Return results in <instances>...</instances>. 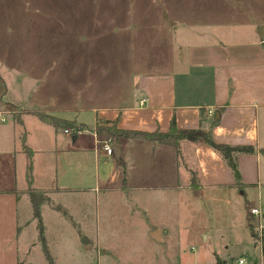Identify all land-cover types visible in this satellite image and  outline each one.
<instances>
[{
	"label": "crops",
	"instance_id": "0c3cea01",
	"mask_svg": "<svg viewBox=\"0 0 264 264\" xmlns=\"http://www.w3.org/2000/svg\"><path fill=\"white\" fill-rule=\"evenodd\" d=\"M261 1L191 0V22L182 19L173 27L154 33L158 34L161 44L153 56L140 42L149 36L148 32L136 29L137 36L128 37L126 33L133 27L121 29L114 18H106L111 31L105 33L97 23L98 38L110 34L128 37L124 45L115 46L117 54L109 63L115 68L114 75H125L121 80L116 78L118 92L124 89L125 93H116L114 84L112 94L108 95L112 98L105 101L83 99L81 86L77 102L69 106L72 95H67L68 89L59 86L56 90L49 83L50 69L45 68L42 74L35 76L33 72L28 75L18 73L15 67L0 66V80L8 100L0 106V120L5 118L4 123L0 122V264H32L35 243L28 239L26 229H38V221L26 193L27 157L23 142L33 151L32 186L46 191L47 201L41 204L40 214L52 261H48L49 264H58L49 245L54 236L53 231H49L51 221L62 224L60 227L66 226V222L73 223L75 229L94 227L105 195L124 197L123 206L135 217L130 216L131 221L138 218L131 211L142 208L148 214L145 225L148 235L157 242L165 240V223L180 226L183 209H192L190 195L211 197L209 202L214 205L225 202L231 205L229 196L241 195L246 219L245 202L260 205L264 211V15L259 11ZM100 20L94 16L92 21ZM81 35L80 49L86 50L95 34L87 35L85 31ZM101 47L103 49V45ZM80 57L85 64H79L77 73L82 76V85L91 86L94 72L99 76L96 82H104L105 64L93 66L86 56ZM56 91L60 93L55 94ZM81 100L87 101L86 104H81ZM29 101L32 102L30 107L27 106ZM34 103H40V108H32ZM82 111L94 113L92 125L64 116ZM37 113L76 121L85 124L88 130L69 135L40 121ZM173 118L178 129L188 132L179 143V156L169 145L130 139L120 141L119 160L102 155L101 142L105 138L94 131L98 119L116 121L121 130L167 133ZM213 119L217 120L215 125H211ZM9 128L13 129L12 133ZM21 128L24 131L16 139ZM204 132L220 144L256 149L254 154L237 156L243 188L236 186L226 162L202 139ZM257 222L251 219L254 226ZM246 224L248 228V219ZM85 231L81 232L84 234L82 242L80 230L71 235L80 252L71 254L70 258L91 259L95 242L91 232ZM250 236L254 245L258 244V253L246 258L250 264H264L262 244L254 240L251 233ZM22 242H25L23 246ZM102 259L116 257L102 256ZM215 262L216 259L210 264Z\"/></svg>",
	"mask_w": 264,
	"mask_h": 264
},
{
	"label": "rangeland",
	"instance_id": "374dc122",
	"mask_svg": "<svg viewBox=\"0 0 264 264\" xmlns=\"http://www.w3.org/2000/svg\"><path fill=\"white\" fill-rule=\"evenodd\" d=\"M261 2L263 5L259 11L264 15V0ZM191 12V0H0V66L15 67L18 73L28 75L33 72L35 76L42 74L45 68L50 69L49 83L56 90H59V86L64 87L63 90L68 89L67 95H72L69 106L77 102L78 88L81 86L83 99L93 102L98 99L109 100L112 98L108 95L112 94L113 85L117 93L120 90L117 79L121 80L120 77L125 76L114 75L115 68L109 65L118 51L115 46L124 45L132 34L137 36L134 33L136 29H141L148 32L149 36L140 39V42L147 46L148 54L153 56L161 44L158 34L154 33L161 28H171L182 19L191 22ZM94 16L102 20L93 23ZM106 18H114L121 29L133 27L126 33L129 36L104 34L98 38V26L105 33L111 31L106 25ZM97 23L100 25L97 26ZM81 31H86L87 35L95 34L94 41L87 43L85 52L80 49L83 37ZM80 55L86 56L88 63H93V66L105 64L106 67L102 69L107 72L102 76L104 82L98 84L96 78L99 76L94 72L90 78L91 86L82 85V76H78L79 64H85ZM46 79L44 83L48 82ZM4 92L0 80V106L1 102H8ZM59 93L56 91L55 94ZM123 93L124 89L118 92ZM86 102L81 100V104ZM27 104L28 107L32 106L31 101ZM34 104L32 108L41 106L40 103ZM64 116L88 125L94 121V113L90 111ZM7 130L11 133L13 131L12 128ZM23 131L24 128H21L16 139H19ZM197 196H189L193 206L192 209H183L180 226L177 223L176 226L165 223V240L157 242L148 235L145 226L148 214L142 208L131 211L138 215L135 221H131L129 209L123 206L124 197L105 195L94 227L84 229L85 232H91L90 236L95 242L91 259L89 257L83 261L70 258L71 254L80 252L71 235L77 234L79 230L80 233L84 231L75 229L70 222L60 227L62 224L51 221L49 231L54 233L49 243L51 252L58 258V264H210L217 258L236 264L240 257H252L258 253V244L254 245L247 228L248 216L246 219L243 196L230 195L231 205L226 202L214 205L209 202L211 197L201 194ZM26 232L29 233L28 239L35 243L30 263L49 264L38 238L39 229L29 227ZM83 235L81 233L79 237L80 242L83 241ZM24 244L22 242V246ZM112 255L116 259H102V256Z\"/></svg>",
	"mask_w": 264,
	"mask_h": 264
},
{
	"label": "trees",
	"instance_id": "16d2710c",
	"mask_svg": "<svg viewBox=\"0 0 264 264\" xmlns=\"http://www.w3.org/2000/svg\"><path fill=\"white\" fill-rule=\"evenodd\" d=\"M36 116L40 121L45 124L53 126L55 129L61 130H70L73 135H77L78 130H88V127L85 124H79L76 121H71L68 119L56 117L53 115H48L46 113H37ZM217 123L216 119H213L211 125H215ZM97 135L102 138H111L114 144H120L122 139H130V140H143L150 141L152 143H159L163 145H169L173 147L176 151V155H180L179 143L183 139L186 138L188 134L187 131H183L177 128L175 118L172 119L170 124V129L167 133L154 132H138V131H126L117 128V122H110L106 120L98 119L95 130ZM202 139L208 144L211 148H213L226 162L227 166L231 170L235 181L236 186L243 188V184L241 183V175L238 169L237 164V156L240 154H254L256 149L252 146H230L226 144H220L213 140L208 132H204L202 134ZM24 141V140H23ZM24 152L27 157V183L28 188L26 193L28 194L32 208H33V216L38 221V229H39V239L42 245V250L46 258L49 262H51V257L48 251V246L46 243V238L44 234V225L42 222V217L40 214V206L42 203L47 201L46 191L38 190L32 186L33 183V151L28 148L23 142ZM192 184L195 185V180L192 179ZM246 207L248 203L245 202ZM248 229L253 236L254 240L256 238V231L254 225L251 223V220L248 218ZM262 253L264 257V237L262 239ZM213 264H227L221 259L217 258L216 262Z\"/></svg>",
	"mask_w": 264,
	"mask_h": 264
},
{
	"label": "built area",
	"instance_id": "2783aa9c",
	"mask_svg": "<svg viewBox=\"0 0 264 264\" xmlns=\"http://www.w3.org/2000/svg\"><path fill=\"white\" fill-rule=\"evenodd\" d=\"M0 122L4 123L5 118H1ZM66 134L73 135L72 131L65 130ZM83 133L82 130L77 131V135ZM114 143L112 142L111 138L103 139L101 142V153L105 157H113L114 156ZM247 216L251 219H257V224L254 226L256 231V239L257 241L262 244V239L264 237V211L262 210V207L256 206V205H248L247 208ZM236 264H250L249 260L246 257L239 258L236 262Z\"/></svg>",
	"mask_w": 264,
	"mask_h": 264
},
{
	"label": "water",
	"instance_id": "95a60500",
	"mask_svg": "<svg viewBox=\"0 0 264 264\" xmlns=\"http://www.w3.org/2000/svg\"><path fill=\"white\" fill-rule=\"evenodd\" d=\"M113 148H114V156L117 160H119L121 157V146H120V144H115Z\"/></svg>",
	"mask_w": 264,
	"mask_h": 264
}]
</instances>
